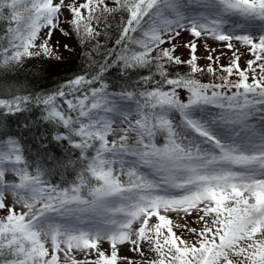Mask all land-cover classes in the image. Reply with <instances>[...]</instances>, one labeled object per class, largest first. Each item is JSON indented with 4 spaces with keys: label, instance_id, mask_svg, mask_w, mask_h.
Returning <instances> with one entry per match:
<instances>
[{
    "label": "snow or ice",
    "instance_id": "snow-or-ice-1",
    "mask_svg": "<svg viewBox=\"0 0 264 264\" xmlns=\"http://www.w3.org/2000/svg\"><path fill=\"white\" fill-rule=\"evenodd\" d=\"M0 21V75L77 47L97 65L0 80V264H264V0H0ZM114 66L144 74L110 91ZM33 106L69 146L51 165L7 132Z\"/></svg>",
    "mask_w": 264,
    "mask_h": 264
},
{
    "label": "trees",
    "instance_id": "trees-1",
    "mask_svg": "<svg viewBox=\"0 0 264 264\" xmlns=\"http://www.w3.org/2000/svg\"><path fill=\"white\" fill-rule=\"evenodd\" d=\"M119 20V15L116 20L112 21L113 27L110 30V38L105 39L100 37V43L105 45V48H112L114 46V39L117 35L116 22ZM7 26L6 21H0V34H2ZM90 47V46H89ZM81 49L75 52L70 58L64 62L48 61L41 59L25 60L23 66L15 68L12 71L3 72L0 75V80L7 83L23 84V91L25 92H41L55 90L59 84L73 75L83 72L85 70L93 71L97 65L92 68H85V61L80 55ZM94 58L98 63H102L105 55V49H101L99 53H94ZM181 71H184L183 69ZM140 74H144V70L140 73H129L128 77L122 78L121 72L118 67L110 68L105 74L104 79L110 85L111 90H119L120 86L128 83L132 84L136 81ZM207 81L211 79L210 76L201 77ZM41 109L33 106L31 111L23 112L17 115L4 117L7 123V132L9 135L18 137L24 145L26 151L31 149L30 159L43 157L46 164L51 165V161L47 160L49 154L57 158H63L68 149L66 142L58 143L52 139L53 128L50 124L41 120ZM25 125H28L27 127ZM44 134L43 136L41 134ZM159 142H162L159 141ZM41 144H46L45 148H41ZM72 156L78 152H70ZM67 179L71 180L73 174L69 171L66 173ZM48 179L54 184L61 183V176L59 173L53 174Z\"/></svg>",
    "mask_w": 264,
    "mask_h": 264
},
{
    "label": "rangeland",
    "instance_id": "rangeland-1",
    "mask_svg": "<svg viewBox=\"0 0 264 264\" xmlns=\"http://www.w3.org/2000/svg\"><path fill=\"white\" fill-rule=\"evenodd\" d=\"M65 15H67V13H65ZM189 38H190L189 36L185 35V36H183L182 39H183L184 41H187ZM57 40H59L61 43L66 42V41L64 40V38L61 37V35H60L59 32H56V33L54 34V40H53V43H55ZM67 42H69V43L75 45V41H67ZM209 43H211L210 40H209ZM213 46H214V47H217V48L221 47V45H219V44H214ZM77 51H78V47L76 48V52H77ZM60 52H61V54H62L66 59H68V58H70V57L72 56L70 53L64 51L63 49H61ZM178 54H181V55H187V50H186V49H182L181 52L178 53ZM198 55L201 56V57L204 56V49H203V46H199V47H198ZM228 55H231V53H228ZM250 58H251L250 56H245V57H243V58L241 59V62H240V63H241V66L243 67V66L245 65V63H246V60H247V59H250ZM66 59H65V60H66ZM227 62H228V61H227V57H223V58L220 60V63H221V64H227ZM199 63H200L201 65H207L208 62H207L206 59H201V60L199 61ZM191 226L195 227L196 225L193 224V225H191ZM178 234H180V233L178 232Z\"/></svg>",
    "mask_w": 264,
    "mask_h": 264
}]
</instances>
